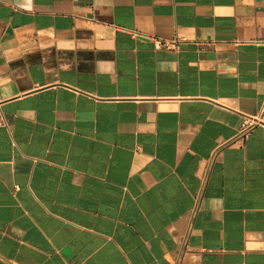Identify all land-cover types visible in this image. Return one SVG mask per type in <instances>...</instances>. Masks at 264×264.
I'll return each instance as SVG.
<instances>
[{
    "label": "crops",
    "instance_id": "0c3cea01",
    "mask_svg": "<svg viewBox=\"0 0 264 264\" xmlns=\"http://www.w3.org/2000/svg\"><path fill=\"white\" fill-rule=\"evenodd\" d=\"M263 97L264 0H0V264H264Z\"/></svg>",
    "mask_w": 264,
    "mask_h": 264
},
{
    "label": "built area",
    "instance_id": "2783aa9c",
    "mask_svg": "<svg viewBox=\"0 0 264 264\" xmlns=\"http://www.w3.org/2000/svg\"><path fill=\"white\" fill-rule=\"evenodd\" d=\"M264 114V97L262 99L259 111L257 116L255 117H243V124H242V128H241V132H245L247 130H249L250 128H252L253 126H257L260 124H263L262 122V116ZM198 199L196 200V203L194 205V208L192 209V218L195 217L197 211H198Z\"/></svg>",
    "mask_w": 264,
    "mask_h": 264
}]
</instances>
